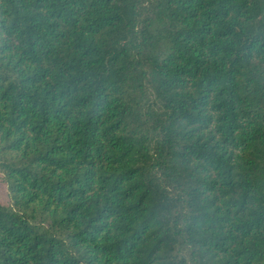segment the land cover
Returning a JSON list of instances; mask_svg holds the SVG:
<instances>
[{
    "label": "trees",
    "instance_id": "trees-1",
    "mask_svg": "<svg viewBox=\"0 0 264 264\" xmlns=\"http://www.w3.org/2000/svg\"><path fill=\"white\" fill-rule=\"evenodd\" d=\"M0 264H264V0H0Z\"/></svg>",
    "mask_w": 264,
    "mask_h": 264
},
{
    "label": "rangeland",
    "instance_id": "rangeland-1",
    "mask_svg": "<svg viewBox=\"0 0 264 264\" xmlns=\"http://www.w3.org/2000/svg\"><path fill=\"white\" fill-rule=\"evenodd\" d=\"M3 193H4V186L2 184H0V195H1L2 198H4L3 197V195H4Z\"/></svg>",
    "mask_w": 264,
    "mask_h": 264
}]
</instances>
